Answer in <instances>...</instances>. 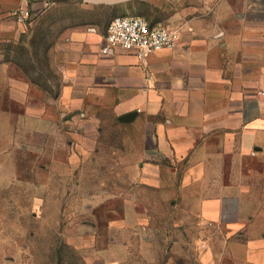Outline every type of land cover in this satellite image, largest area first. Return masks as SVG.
Here are the masks:
<instances>
[{
  "label": "crops",
  "instance_id": "crops-1",
  "mask_svg": "<svg viewBox=\"0 0 264 264\" xmlns=\"http://www.w3.org/2000/svg\"><path fill=\"white\" fill-rule=\"evenodd\" d=\"M82 3L91 12L50 50L54 90L46 95L27 76L14 78L31 102L29 117L42 127L36 130L67 134L61 163L84 165L97 162L107 127H121L128 168L109 180L116 187L124 179L128 199L121 210L120 192L110 191V213L124 212L126 222L138 214L144 229L149 214L174 209L219 235L203 239L205 263L219 256V264H264V174L255 167L264 161V0H172L163 21L148 20L180 28L179 41L146 59L121 47L103 52L109 24L100 20L103 6ZM23 7L31 15L44 8L0 0L2 31L12 23V35H20L25 20L13 13ZM112 143L109 164L117 161ZM130 190H137L131 198ZM117 227L115 217L109 228Z\"/></svg>",
  "mask_w": 264,
  "mask_h": 264
},
{
  "label": "rangeland",
  "instance_id": "rangeland-1",
  "mask_svg": "<svg viewBox=\"0 0 264 264\" xmlns=\"http://www.w3.org/2000/svg\"><path fill=\"white\" fill-rule=\"evenodd\" d=\"M159 3L162 8L147 0L95 5L103 6L97 9L102 22L134 13L156 23L169 15L172 0ZM90 12L81 0H57L32 11L24 22L16 19L25 23L19 36L12 35V23L0 29V264H107L114 256L122 264H207L203 239L218 240L219 235L202 229L193 218L167 209L149 214L150 223L143 229L135 222L138 214H129L126 222L124 212H109L110 191L120 192L121 210L128 199L124 179L116 187L109 180L110 173L124 174L128 168L124 129L107 127L105 142L96 150L97 162L62 164L67 151L59 144L67 134L37 131L35 118L29 117L30 100H23V87L14 78L23 74L52 92L58 79L50 50L69 26ZM112 142L117 143L115 164L108 163L115 151ZM255 165L264 174L262 158ZM260 185L264 190V175ZM132 192L137 190H130L129 198ZM115 217L121 218V227L110 229ZM219 263L217 256L211 264Z\"/></svg>",
  "mask_w": 264,
  "mask_h": 264
},
{
  "label": "built area",
  "instance_id": "built-area-1",
  "mask_svg": "<svg viewBox=\"0 0 264 264\" xmlns=\"http://www.w3.org/2000/svg\"><path fill=\"white\" fill-rule=\"evenodd\" d=\"M25 1H38L43 4L44 8H48L57 0ZM13 14L19 21H24L30 17L31 10L28 7H23L16 10ZM180 35V28L163 24H152L143 15L134 13L120 14L114 16L108 24L103 52L121 47L135 52L141 59H146L162 50L176 47Z\"/></svg>",
  "mask_w": 264,
  "mask_h": 264
},
{
  "label": "water",
  "instance_id": "water-1",
  "mask_svg": "<svg viewBox=\"0 0 264 264\" xmlns=\"http://www.w3.org/2000/svg\"><path fill=\"white\" fill-rule=\"evenodd\" d=\"M82 2L86 4H118V3H124L132 0H81ZM123 119H128V116H124Z\"/></svg>",
  "mask_w": 264,
  "mask_h": 264
}]
</instances>
